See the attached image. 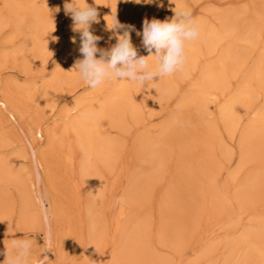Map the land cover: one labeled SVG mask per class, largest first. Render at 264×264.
<instances>
[{
  "label": "rangeland",
  "instance_id": "obj_1",
  "mask_svg": "<svg viewBox=\"0 0 264 264\" xmlns=\"http://www.w3.org/2000/svg\"><path fill=\"white\" fill-rule=\"evenodd\" d=\"M65 3L0 0V97L10 101L19 117L15 123L0 115V253L6 245L11 248L13 240H32L29 262L46 256L47 264H264V118L259 119L264 107L259 71L264 63L257 64L264 57V0H155L140 5L135 0H76L97 9L99 22L90 31L101 37L98 47L106 50L116 43L107 28L115 13L121 24L135 27L130 35L138 56L149 55L142 36L136 34L142 33L144 20H170L175 11H188L205 31L218 34L210 49L203 43L193 51L186 47L192 55L182 70L168 76L173 82L168 94L154 98L146 97L141 88L130 90L138 119L126 117L122 127L98 120L99 133L114 140L115 151L107 166L105 150L97 149L101 155L94 159L90 176L99 172L94 180L98 178L103 195L101 208L93 213L88 210L95 182L87 183L82 174L83 150L76 136L64 135L62 129L108 93L111 80L89 88L67 63L64 73L53 76L59 59L68 58V63L82 59L79 50L71 48L73 37L80 44V33L73 30ZM34 14L46 24L45 29L38 28L42 44L51 53L45 65L27 49ZM149 60L154 65L155 58ZM211 68L218 87L208 89L202 102L197 90L202 74ZM241 91L247 97H237L231 104ZM47 100L54 102V109L45 107ZM229 104L234 114L226 129L220 112ZM209 123L216 125L212 132ZM27 125H40L56 134L39 184L24 149ZM162 126L168 135L157 161L144 153L142 141L150 130ZM38 140L33 136L36 148ZM7 171L19 176V183H10ZM34 181L38 191L46 193L42 204L35 185L31 186ZM132 182L140 187L129 196ZM97 222L102 228L95 237L98 242L91 236ZM5 258L0 254V264Z\"/></svg>",
  "mask_w": 264,
  "mask_h": 264
},
{
  "label": "bare ground",
  "instance_id": "obj_2",
  "mask_svg": "<svg viewBox=\"0 0 264 264\" xmlns=\"http://www.w3.org/2000/svg\"><path fill=\"white\" fill-rule=\"evenodd\" d=\"M138 5H140L138 3ZM261 8V7H260ZM111 9V8H110ZM262 9V8H261ZM61 10V9H60ZM53 12V11H52ZM155 13V12H153ZM116 14V13H115ZM153 16V14H151ZM150 15V17H152ZM149 17V19H151ZM154 18V16H153ZM33 19H34V26L33 28L29 31V35H32V40H31V44L30 46L27 47L28 51L30 52H34L35 54H37L39 57H41L40 59L42 60L43 64L45 65L46 63V59L47 56L51 53H48V51L45 49L44 45L42 44V40L39 37V33H38V28L41 26V28L46 27V24L41 22V19L38 18L37 14L33 15ZM120 19V18H119ZM152 20V19H151ZM149 20V21H151ZM229 22V21H228ZM232 23V22H231ZM246 23V22H245ZM249 23V22H248ZM247 23V24H248ZM69 25H72L71 22L69 23ZM199 26V31H200V36L198 39L190 42L187 44L186 47L191 48V50L193 51L195 49V47H199L201 43L205 44L204 46L208 49L212 48V46L210 45L211 41L215 39V36H218V34H216V32L212 31V30H208L205 31L204 30V25L202 24H198ZM204 26V27H203ZM228 26V25H227ZM231 25H229L230 27ZM44 29H42V31H45ZM99 35V34H98ZM59 36V35H58ZM224 36V35H223ZM238 36V35H237ZM236 36V37H237ZM232 41V40H231ZM77 42V41H76ZM73 43L71 44V48L76 50H79L80 44L79 43ZM263 43V42H262ZM37 45V47L34 48V45ZM258 45V44H257ZM76 50V51H78ZM247 51V49H246ZM196 53V52H195ZM47 54V55H46ZM187 54V58L191 57L192 53H189V50L186 51ZM80 56V55H79ZM78 58V57H77ZM76 60V59H75ZM69 59L68 58H62L59 59L58 62L55 63V66L53 67L52 70V74L53 76H57L58 74L60 75L61 72L64 73V67L68 64L69 66V70H71L74 74L78 73L75 69H74V65L75 62H71L68 63ZM72 61V60H71ZM67 63V64H66ZM222 63V62H220ZM264 63V57L259 59V63L258 66L260 64ZM156 61L154 63V65H152V67H155ZM215 67V66H214ZM238 67V66H237ZM68 68V67H67ZM239 68V67H238ZM67 71V70H66ZM68 72V71H67ZM215 72L216 71H212V68L209 71H205L202 74L201 77V81L198 87V95L200 97V101L203 102L204 98L208 95V89H214L218 87V82L215 79ZM70 73V72H69ZM215 74V75H214ZM58 75V76H59ZM65 75V74H64ZM73 75V74H72ZM224 75V74H223ZM220 76V75H219ZM228 77V76H227ZM249 77V76H248ZM66 79V78H65ZM218 79V78H217ZM227 79V78H225ZM259 79L260 81L264 82V70H260L259 71ZM250 80V79H249ZM223 81V80H222ZM111 82V86L109 88V92L106 93L105 95H103L101 98L96 99V101L94 100V102L92 103V105L90 106L91 108L89 109V111L85 114L82 115H77L76 117H74L73 119H71V121L69 122L68 125H65L62 129V132L64 135H67L69 133H73L76 136L77 139V145L79 147L82 148L83 150V157L81 158V171L82 174L86 180L87 183H92L95 182V187L91 189V207L88 211L89 213H93V211H95L98 208L100 202H101V195H103V193L100 190V186L98 181L94 180V176L99 175L98 173L96 175H91L90 176V170L92 168L93 165V161L94 159L98 156L101 155L97 149L99 147V149H104L105 150V159L104 164L108 166V164H111L109 161L110 159L109 156L112 153V151L114 149V140L109 139V137L104 136V134H100L99 130L96 127V124L98 122L99 119H106L111 121L109 125H114L116 124L117 126L121 124V127L123 125V122L125 121L126 117H129L131 120H136L139 118V109L138 107L134 104L132 97L130 96V90L131 89H138L141 88V90L143 91V93H145L146 97H153L154 98H161L164 94H168L170 89H171V85H172V81L169 79L168 76L166 77H162L160 79L155 78V81L149 82L147 85L145 86H141L139 83L134 82V81H128V80H115V81H110ZM256 83V82H255ZM219 87L221 88V82ZM242 89V88H241ZM134 93V91H133ZM246 94V92L241 91L235 98H233L231 104H233L234 101L238 100L237 97H242ZM246 96V95H245ZM247 97V96H246ZM98 98V97H97ZM254 98V97H253ZM207 100V99H206ZM55 101V100H54ZM164 102V101H163ZM201 102V103H202ZM207 102V101H206ZM237 102V101H236ZM46 105L45 107H47V105L49 107L53 108L54 102H50V100L46 101ZM155 103V102H154ZM247 103V102H246ZM231 104L223 107L221 109L220 112V116H221V120L224 122L225 128L229 129L231 127V122L233 121V108L231 106ZM164 105V104H163ZM187 105V103H186ZM16 106V105H15ZM234 106V105H233ZM72 107V106H71ZM161 107L160 105L158 106V108ZM201 107V106H200ZM54 109V108H53ZM70 109V108H69ZM155 109V108H154ZM18 110L16 108L13 107V105L10 103V101L8 99L2 98L0 97V115L7 117L8 120H12V122L17 123L19 117L18 115ZM77 114V113H76ZM79 114V113H78ZM20 115V114H19ZM65 115V114H64ZM184 115V114H183ZM259 119H263L264 118V107L261 110V112L259 113ZM53 117V116H52ZM66 117V116H64ZM2 118V117H1ZM102 121V120H101ZM107 121V122H109ZM14 123V124H15ZM99 123V122H98ZM104 123V122H102ZM112 123V124H111ZM126 124V123H125ZM207 128H209V130H211L210 132L213 131V129L215 130L216 125L214 124H207ZM223 125V124H222ZM223 125V126H224ZM115 126V125H114ZM131 126V125H130ZM16 127V126H15ZM199 127V126H197ZM23 128V127H20ZM130 128V127H129ZM262 128V127H261ZM166 126H162V127H157V128H153L152 130L149 131V133L147 134V136H143L144 140L143 145H142V149L144 151V153H149V156H151L154 159H158L160 160L162 158V154L161 152H163V150H160V147H164L165 144V140L167 139V135L168 132L165 130ZM206 130V129H205ZM262 130L264 131V128H262ZM208 131V130H207ZM261 132V130H260ZM23 133L25 135L26 138V142L28 144V147H24L25 151L27 150L28 153L31 156V162L36 170V182L39 184L41 181V174H42V169H43V164L44 161L46 159V156L51 152L52 150V142H54L55 140V135L53 134V130L52 129H42L40 125H27L26 130H23ZM251 135H253V133L249 134V138L251 137ZM33 136L34 137H38L39 140V144L40 147L36 148V145L34 144L33 140ZM177 139V138H176ZM136 140V139H135ZM178 140V139H177ZM260 140V139H259ZM136 143H138V141H135ZM260 142V141H259ZM134 143V142H133ZM179 143V142H177ZM135 144V143H134ZM261 144V142H260ZM140 145V144H139ZM263 146V144H261ZM27 146V145H26ZM76 146V144H75ZM179 146V145H178ZM118 147V146H117ZM135 147V146H134ZM141 147V146H140ZM182 148V147H181ZM187 148V146H186ZM264 148V146H263ZM96 149V150H95ZM136 149V148H135ZM189 149V147H188ZM66 150V149H65ZM185 150V149H184ZM191 150V149H190ZM264 150V149H263ZM67 152V151H66ZM137 152V150H136ZM189 152V151H187ZM256 152V150H255ZM138 153V152H137ZM257 153V152H256ZM66 154V153H65ZM102 154H104V152H102ZM259 154V153H258ZM147 155V154H146ZM148 156V155H147ZM263 157V156H262ZM261 157V158H262ZM50 158V157H49ZM142 159V157H141ZM165 159V158H164ZM163 159V160H164ZM181 159V158H180ZM143 160V159H142ZM151 160V158H150ZM153 160V159H152ZM151 160V161H152ZM144 161V160H143ZM149 161V160H148ZM169 161V160H168ZM146 162V161H145ZM153 162V161H152ZM155 163V162H154ZM244 163V161H241V165ZM96 164V163H94ZM97 165V164H96ZM0 168H1V164H0ZM99 168V167H98ZM97 169V167H96ZM95 171V169H93ZM2 171V170H0ZM93 171V172H94ZM105 171V170H104ZM96 173V172H95ZM94 173V174H95ZM6 175L8 178H10L11 180H13V182H10V179H8V181L10 183H14L17 184L19 183L20 179L19 176L17 175H12L11 172L7 171ZM260 175V174H259ZM93 176V178H91ZM196 176V175H195ZM261 176V175H260ZM98 177V176H96ZM144 177V176H143ZM262 177V176H261ZM264 178V177H263ZM198 179V178H197ZM139 180V179H137ZM34 181V182H35ZM30 182V181H29ZM35 183H31V186H34V189L37 193L39 202H41V204L43 203V201L47 200V196L46 193L42 191H38L39 188H37V184ZM195 182V181H194ZM248 183V181H246ZM255 182V181H254ZM29 184V183H28ZM194 184V183H193ZM191 184V186L193 185ZM246 184V183H245ZM21 185V183H20ZM25 185H27L25 183ZM105 185V184H104ZM251 185V184H250ZM30 186V185H29ZM262 186V185H261ZM140 187V184L137 182H132L129 186V192L128 195L130 196L131 194H136L138 191V188ZM206 188V187H205ZM245 188V187H244ZM20 189V188H19ZM250 189V187H249ZM254 189V188H253ZM107 190V189H106ZM264 190V189H263ZM33 191V190H32ZM248 191V190H247ZM250 192V191H249ZM251 193V192H250ZM253 193V192H252ZM264 193V192H263ZM22 195V192H21ZM138 195V194H137ZM202 195V194H201ZM23 196V195H22ZM216 197V196H215ZM219 198V197H218ZM228 198V197H227ZM216 199V198H215ZM28 200V199H27ZM26 200V201H27ZM244 200V199H243ZM36 201V200H35ZM220 201V200H219ZM37 202V201H36ZM85 202V201H84ZM211 202V201H210ZM221 202V201H220ZM241 202V201H240ZM90 203V202H89ZM110 203V202H109ZM115 203V202H114ZM252 203V202H251ZM191 204V203H190ZM242 204V203H241ZM246 204V203H245ZM42 206V205H41ZM40 206V207H41ZM215 206V205H214ZM243 206V205H241ZM257 206V205H256ZM55 207V206H54ZM108 207V206H107ZM196 207V206H195ZM216 207V206H215ZM196 209V208H195ZM56 210V209H55ZM109 211V210H108ZM107 212V211H106ZM123 214V210L119 211V218L120 216ZM179 214V213H178ZM21 216V215H20ZM76 216V215H75ZM117 216V215H116ZM48 217V215H47ZM188 217V216H187ZM99 218V217H98ZM117 218V221L118 219ZM31 220V219H30ZM263 221V220H262ZM264 222V221H263ZM91 223V222H90ZM100 222H97V224L94 223V227L92 225L91 227V231H92V235L93 236V240L97 241V234L100 233L102 231V228L100 227ZM261 223V222H260ZM99 224V225H98ZM136 224V223H135ZM155 224V223H154ZM180 224V223H179ZM111 225V224H110ZM118 226H120V224H116ZM137 225V224H136ZM156 226V224H155ZM178 227V226H177ZM257 227V226H256ZM111 228V227H110ZM132 228V227H131ZM260 228V227H258ZM252 229V228H251ZM254 229V228H253ZM256 229V228H255ZM130 230V229H129ZM181 230V229H180ZM258 230V229H257ZM139 231V230H138ZM144 231V230H143ZM178 231V230H177ZM136 232V231H135ZM184 232V230H183ZM190 232V231H189ZM257 233V232H256ZM184 234V233H183ZM255 234V233H254ZM253 235V234H252ZM251 235V236H252ZM246 236V235H245ZM68 237V236H67ZM96 237V238H95ZM140 237V236H139ZM81 238V237H80ZM253 238V237H251ZM91 239V238H90ZM96 239V240H95ZM225 241V240H224ZM245 241V240H244ZM98 242V241H97ZM96 242V243H97ZM107 242V241H106ZM206 242V241H205ZM256 242V241H255ZM262 241L259 242V244ZM91 243V242H90ZM248 243V242H247ZM94 244V243H93ZM199 246V245H198ZM240 246V244H239ZM242 247V246H241ZM240 247V248H241ZM246 247V246H245ZM254 247V245H253ZM107 248V247H106ZM124 248V247H123ZM127 248V247H126ZM231 250V249H230ZM63 251V250H62ZM68 251V250H67ZM96 251V250H94ZM209 251V250H208ZM238 251V250H237ZM243 251V249H242ZM93 252V251H92ZM194 252V251H193ZM211 252V251H210ZM234 252V251H233ZM240 252V251H239ZM257 252L262 255L263 250L261 248L257 249ZM89 253V251H88ZM101 253V252H100ZM206 253V252H205ZM236 253V252H235ZM54 254V253H53ZM102 254V253H101ZM208 254V252H207ZM238 254V253H237ZM236 254V256H237ZM243 253L241 252V255ZM228 255V254H227ZM88 256V255H87ZM101 256V255H100ZM102 257V256H101ZM227 257H230V255H228ZM238 257V256H237ZM81 258V257H80ZM118 258V257H117ZM246 258V257H245ZM244 258V259H245ZM83 259V258H82ZM106 259V258H105ZM145 259V258H144ZM231 259V257L229 258V260ZM114 260H116V257L114 258ZM228 260V259H227ZM233 261V260H232ZM239 261V259L237 260ZM85 263V262H84ZM83 263V264H84ZM261 263V262H260ZM29 264H41V260H34L31 259V261L29 262ZM120 264V263H119Z\"/></svg>",
  "mask_w": 264,
  "mask_h": 264
},
{
  "label": "clouds",
  "instance_id": "obj_3",
  "mask_svg": "<svg viewBox=\"0 0 264 264\" xmlns=\"http://www.w3.org/2000/svg\"><path fill=\"white\" fill-rule=\"evenodd\" d=\"M135 2L152 4L155 0ZM64 11L71 15L73 30L80 33L79 52L82 59L75 62L74 69L92 89L109 80H128L145 86L155 78L170 76L182 70L187 59V44L200 36L198 23L186 10L175 11L170 20L146 19L142 33L136 34L142 36V45L149 55L138 56L130 35L136 31L135 27L121 24L115 14H112L113 22L110 26L107 23V28L113 33L116 43L106 50L98 47L101 37L90 31L91 25L99 22L95 7L66 0ZM72 42H76L75 37ZM151 57L155 58V67L150 66ZM32 247V240H13L11 248L6 245V251L0 253L6 257L3 264H29ZM41 264H47L46 256L41 259Z\"/></svg>",
  "mask_w": 264,
  "mask_h": 264
}]
</instances>
